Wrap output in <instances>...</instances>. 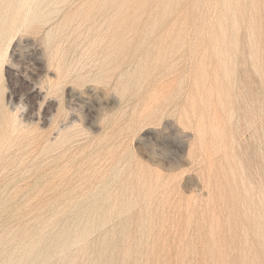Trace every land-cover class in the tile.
I'll return each mask as SVG.
<instances>
[{
  "label": "rangeland",
  "instance_id": "1",
  "mask_svg": "<svg viewBox=\"0 0 264 264\" xmlns=\"http://www.w3.org/2000/svg\"><path fill=\"white\" fill-rule=\"evenodd\" d=\"M0 264H264V0H0Z\"/></svg>",
  "mask_w": 264,
  "mask_h": 264
}]
</instances>
